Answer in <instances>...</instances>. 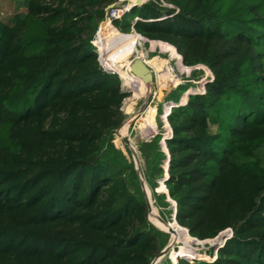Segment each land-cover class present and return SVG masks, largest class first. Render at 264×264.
Masks as SVG:
<instances>
[{
	"label": "trees",
	"instance_id": "16d2710c",
	"mask_svg": "<svg viewBox=\"0 0 264 264\" xmlns=\"http://www.w3.org/2000/svg\"><path fill=\"white\" fill-rule=\"evenodd\" d=\"M112 1L23 0L11 22L0 14V264H150L165 245L135 169L107 155L129 94L92 44ZM113 24L212 74L165 113L167 153L152 140L145 180L159 207L175 202L169 223L188 245L232 235L212 260L177 258L189 245L171 261L264 264V0H151Z\"/></svg>",
	"mask_w": 264,
	"mask_h": 264
},
{
	"label": "rangeland",
	"instance_id": "374dc122",
	"mask_svg": "<svg viewBox=\"0 0 264 264\" xmlns=\"http://www.w3.org/2000/svg\"><path fill=\"white\" fill-rule=\"evenodd\" d=\"M22 1L23 0H0L1 18L4 21L11 22L12 17L17 12L25 11ZM102 23L105 24L104 18L97 24L96 31L92 39V44L95 47V51L98 49V47H96V40L99 39L96 32L98 31L99 33V29ZM110 26L115 27L113 28L114 30L109 31L106 26H102L101 35H103L106 39V46L111 49V56L116 57V60L112 61V64L120 63V67L118 70L119 72L115 71V73H117L118 77H122H119L121 87L129 94L122 101L120 108L123 114V119L120 125L113 131L112 146H108L107 155L109 157L114 156L116 158L122 159L126 164H128V166L135 169L138 179V171L142 173L144 182L149 191L152 205V212L148 213V219L150 222L155 223V226L164 233L163 236L165 237V245L168 243L170 235L175 239L172 245L169 246V250L166 255L158 258L155 264H170L168 263V261H170V252L172 250H178L181 246L189 247V245L193 247L195 255L191 257H185L189 259L196 258L208 261L212 260L215 257V250L220 240L218 238L216 239L215 237L199 240L193 239L190 236L193 240H191L188 245V243L183 240L182 237H175L173 234L169 233L165 229L167 227L158 220L156 215L158 214L161 216L162 211L168 218L165 220L170 222L173 220V210L172 212H170L167 207H159L154 202L152 187L145 180L147 176L149 177V161H151L153 152L155 151V145L152 140L157 138V142L160 143L161 148L165 151L163 144L165 143V136L170 133V129L168 124L165 123V118L163 116L166 112L168 113V106L170 105V102L181 103V99L184 95L186 96V92L197 91L201 82H203L204 79L207 78L210 70L202 64L193 66H186L185 64H183L185 68L180 69L177 65V57L170 56L168 50L161 49L157 45L153 46L152 48V41H141L135 46V43L132 41V39H130L132 29L129 32H122L114 24ZM141 54L147 55L146 60L147 62H149L148 64L151 66V70L153 72V83L150 85L149 91H147L146 94L143 93L144 95L142 94L143 86L142 84H140L143 83L142 80L131 74L126 67L133 58L139 57ZM170 71L173 76L172 79L168 78V74ZM125 81L127 82V87L125 85ZM128 85H131V87H128ZM133 94H136L138 97L132 99L131 95ZM129 98L133 100L131 104L128 101L130 100ZM128 104H130L131 107L126 109ZM133 118V124H129L127 129L125 131L123 130V133L128 138V144H126L123 141L124 136L121 135L120 128L122 130L124 123L128 120L131 121ZM140 119H143L145 121L152 119L155 124V129L147 135L138 134L135 126ZM144 142L146 144H149V146L146 148V152L141 151V144ZM256 155L258 156L259 163L264 165V145L256 151ZM163 167L165 169V174L163 177H165L166 161L163 164ZM153 182V188L156 193L165 191L161 189V185L163 184L161 177H156L155 181ZM171 206L173 209L172 202Z\"/></svg>",
	"mask_w": 264,
	"mask_h": 264
},
{
	"label": "water",
	"instance_id": "95a60500",
	"mask_svg": "<svg viewBox=\"0 0 264 264\" xmlns=\"http://www.w3.org/2000/svg\"><path fill=\"white\" fill-rule=\"evenodd\" d=\"M110 4H108L106 7L110 6ZM182 60V58H181ZM128 71L135 75L136 77L140 78L143 83L145 84L146 88H147V91H149V88H150V85L153 83V73H152V70L150 69V67L140 58L138 57H135L133 58L129 64H128V67H127ZM186 99L188 97V95L190 94V92H186ZM179 104V103H178ZM133 120L134 118L130 121V125L133 124ZM167 121V120H166ZM167 124H168V121H167ZM169 126V124H168ZM169 129H170V126H169ZM170 133H171V129H170ZM123 141L124 143L128 144V138L126 136L123 137ZM164 148H165V151L167 153V148H166V144L164 143ZM168 155V154H167ZM135 161H136V158H135ZM166 170H167V160H166ZM139 173V180H140V184H141V188L143 190V193L145 195V199H146V205H147V210H148V213L151 212V200H150V195H149V191H148V188L144 182V178H143V175L140 171H138ZM167 178V171H166V175L165 177L162 178V182L164 184V180ZM165 185V184H164ZM166 188V186H165ZM165 193H167V189L164 191ZM170 200V198H168ZM172 202V205H173V212H172V219L176 222L175 220V202L173 200H170ZM158 220L165 224L167 226V231L169 233H173L174 232V229L172 227V225L169 223V221H166L165 219H163V217H161L160 215H156ZM153 223V222H152ZM177 223V222H176ZM154 225H156L155 223H153ZM178 224V223H177ZM179 225V224H178ZM181 226V225H180ZM183 227V226H181ZM185 229V231L189 234L188 230L186 227H183ZM192 237V236H191ZM193 239H197L195 237H192ZM174 238L170 235V238H169V241L168 243L153 257V259L151 260L150 264H153L155 263V260H157L158 258L166 255V253L168 252L169 250V246L172 245V243L174 242ZM216 252V250H215ZM187 258L185 256H177V258ZM189 259V258H187ZM170 264H175L171 261L170 259Z\"/></svg>",
	"mask_w": 264,
	"mask_h": 264
},
{
	"label": "built area",
	"instance_id": "2783aa9c",
	"mask_svg": "<svg viewBox=\"0 0 264 264\" xmlns=\"http://www.w3.org/2000/svg\"><path fill=\"white\" fill-rule=\"evenodd\" d=\"M148 1L151 0H113L110 6L106 7L108 3L105 7H104V20L105 23L113 25V22L115 20H119L121 19L126 13H128L130 11V9L134 6H140ZM162 4H165L162 2ZM162 17H165V15H162ZM138 17H136L135 19H137ZM132 32H134L135 34H137L140 37V40L138 41V43H140L141 41H154L157 42L158 40H149L147 38H145L144 36H142L140 33H138L137 31L134 30V28L132 27ZM97 36L99 37V33L98 31L96 32ZM137 43V44H138ZM96 47H98V49L96 50L97 53V58L99 61L100 66L102 67V69H104L107 72H112L115 73V70L113 69H109L106 64L105 61H103L102 57H101V49L99 48L98 45H96ZM136 51V49H135ZM146 54H141L138 58L142 59L151 69V66L148 64L147 60H146ZM153 73V72H152ZM212 77V74L209 72L208 76L206 79H204L203 82H201L199 89L197 91L194 92H190V93H203L205 90V83L207 81H210ZM176 105L173 102H170V105L168 106V112L170 111L171 107ZM165 113V112H164ZM165 117V114L164 116ZM170 136V133L168 135L165 136V138H168ZM232 235V229L231 228H226L222 231H220L218 233V235L215 236V238L219 239L220 241L218 242L219 244L217 245V247L221 246L225 240L227 238H229ZM216 247V248H217Z\"/></svg>",
	"mask_w": 264,
	"mask_h": 264
},
{
	"label": "bare ground",
	"instance_id": "6f19581e",
	"mask_svg": "<svg viewBox=\"0 0 264 264\" xmlns=\"http://www.w3.org/2000/svg\"><path fill=\"white\" fill-rule=\"evenodd\" d=\"M102 26H106L108 29H109V31H112V30H114L113 28H115V27H113V26H110V25H107V23H102ZM102 26H101V28H102ZM130 36H132L133 38H134V40H133V42L135 43V46H136V44L138 43V41L140 40V37H138L134 32H132L131 33V35ZM131 37V38H132ZM99 38V39H98ZM97 39L98 40H96V43H97V45L99 46V48L101 49V57H102V59H103V61H105V64H106V66L109 68V69H113V70H115V71H117L118 72V70H119V65H120V63H113L112 64V61H114V60H116V57L115 56H111V53H110V48L108 47V46H106V39L104 38V36L103 35H101V29L99 30V37H98ZM111 61V62H110ZM149 63V62H148ZM129 64V63H128ZM127 65V64H126ZM126 67H128V65L126 66ZM119 74V73H118ZM135 76V75H134ZM119 77H121V76H119ZM122 78V77H121ZM140 82V81H139ZM143 82V81H142ZM126 81H125V85H126ZM140 84H142V86H143V91H142V94L144 93V94H146L147 93V88H146V86H145V84L144 83H140ZM141 94V95H142ZM143 94V95H144ZM166 115H167V113H166ZM129 124H130V120H128V121H126L125 123H124V125H123V127H122V130H121V128H120V133H121V135L122 136H126L124 133H123V130L125 131L126 129H127V127L129 126ZM131 146V145H130ZM151 212H152V207H151ZM150 212V213H151ZM160 223V222H159ZM163 225V224H162ZM165 225V224H164ZM166 226V225H165ZM162 227V226H161ZM167 227V226H166ZM166 230H167V228H165ZM171 234H173L175 237H177L178 236V233H177V231L176 230H174V232L173 233H171ZM176 261H177V259H176ZM176 261H175V263H176ZM155 262H156V260H155ZM153 264H155V263H153Z\"/></svg>",
	"mask_w": 264,
	"mask_h": 264
}]
</instances>
